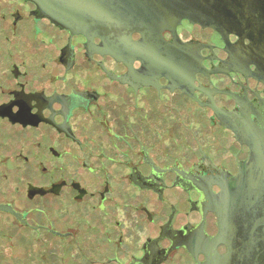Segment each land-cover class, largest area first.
<instances>
[{
  "label": "flooded vegetation",
  "instance_id": "obj_1",
  "mask_svg": "<svg viewBox=\"0 0 264 264\" xmlns=\"http://www.w3.org/2000/svg\"><path fill=\"white\" fill-rule=\"evenodd\" d=\"M128 1L0 0V264L230 251L210 198L264 134V62L250 38Z\"/></svg>",
  "mask_w": 264,
  "mask_h": 264
},
{
  "label": "water",
  "instance_id": "obj_2",
  "mask_svg": "<svg viewBox=\"0 0 264 264\" xmlns=\"http://www.w3.org/2000/svg\"><path fill=\"white\" fill-rule=\"evenodd\" d=\"M130 1L135 8H144L145 13H148V8L151 9L154 16L166 18L168 14L170 17L188 18L250 38L264 62V0ZM124 5L134 7L128 0H111L112 7ZM73 17L63 13L62 21L73 25L76 23ZM251 137L252 154L240 175L223 185L218 195L210 198L211 208L220 220L221 230L216 240L230 247L222 264H230L236 258L245 260V256L251 253L255 254V264H263L259 258L264 255V134L255 130ZM4 208L0 205V209Z\"/></svg>",
  "mask_w": 264,
  "mask_h": 264
}]
</instances>
